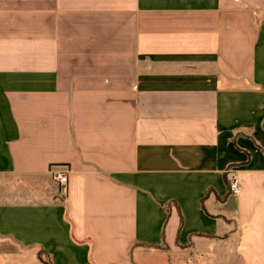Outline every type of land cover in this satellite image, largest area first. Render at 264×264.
<instances>
[{
  "label": "crops",
  "instance_id": "0c3cea01",
  "mask_svg": "<svg viewBox=\"0 0 264 264\" xmlns=\"http://www.w3.org/2000/svg\"><path fill=\"white\" fill-rule=\"evenodd\" d=\"M41 250L264 264V0H0V264Z\"/></svg>",
  "mask_w": 264,
  "mask_h": 264
},
{
  "label": "built area",
  "instance_id": "2783aa9c",
  "mask_svg": "<svg viewBox=\"0 0 264 264\" xmlns=\"http://www.w3.org/2000/svg\"><path fill=\"white\" fill-rule=\"evenodd\" d=\"M54 175L61 184H66L68 182L67 171H56ZM229 185L231 193L237 192L240 188V184L235 177L232 179Z\"/></svg>",
  "mask_w": 264,
  "mask_h": 264
},
{
  "label": "rangeland",
  "instance_id": "374dc122",
  "mask_svg": "<svg viewBox=\"0 0 264 264\" xmlns=\"http://www.w3.org/2000/svg\"><path fill=\"white\" fill-rule=\"evenodd\" d=\"M44 258V260L43 261H41L42 262V264H44V263H48V264H50V259H49V257H47V256H43ZM148 258V263L147 264H167L166 262H169V258L168 257H163V254L162 255H157V257H155V259L154 258H149V257H147Z\"/></svg>",
  "mask_w": 264,
  "mask_h": 264
},
{
  "label": "trees",
  "instance_id": "16d2710c",
  "mask_svg": "<svg viewBox=\"0 0 264 264\" xmlns=\"http://www.w3.org/2000/svg\"><path fill=\"white\" fill-rule=\"evenodd\" d=\"M230 186V185H229ZM229 191H230V187H229ZM230 193H231V191H230ZM167 212L169 213L170 212V210H169V207L167 206ZM183 222V221H182ZM153 246V245H152ZM156 246V245H155ZM165 245H157V247H164ZM43 256H47V257H49L48 256V253L45 251V250H41L40 252H39V258H40V260L41 261H43L44 259V257ZM50 259V258H49ZM44 264H48V263H44ZM50 264H52V262H51V259H50Z\"/></svg>",
  "mask_w": 264,
  "mask_h": 264
}]
</instances>
